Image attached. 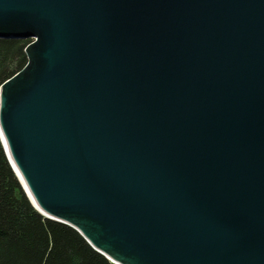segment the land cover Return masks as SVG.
<instances>
[{
	"label": "water",
	"instance_id": "1",
	"mask_svg": "<svg viewBox=\"0 0 264 264\" xmlns=\"http://www.w3.org/2000/svg\"><path fill=\"white\" fill-rule=\"evenodd\" d=\"M29 38L0 141L32 206L112 264H264V0H0Z\"/></svg>",
	"mask_w": 264,
	"mask_h": 264
},
{
	"label": "trees",
	"instance_id": "2",
	"mask_svg": "<svg viewBox=\"0 0 264 264\" xmlns=\"http://www.w3.org/2000/svg\"><path fill=\"white\" fill-rule=\"evenodd\" d=\"M29 41L0 37V85L25 65ZM0 264H112L75 229L32 206L1 141Z\"/></svg>",
	"mask_w": 264,
	"mask_h": 264
}]
</instances>
